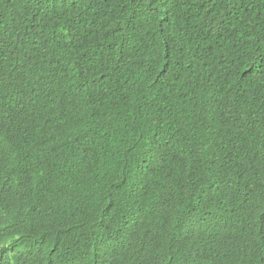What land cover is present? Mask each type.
I'll return each mask as SVG.
<instances>
[{
	"label": "trees",
	"instance_id": "trees-1",
	"mask_svg": "<svg viewBox=\"0 0 264 264\" xmlns=\"http://www.w3.org/2000/svg\"><path fill=\"white\" fill-rule=\"evenodd\" d=\"M0 264H264V0H0Z\"/></svg>",
	"mask_w": 264,
	"mask_h": 264
}]
</instances>
